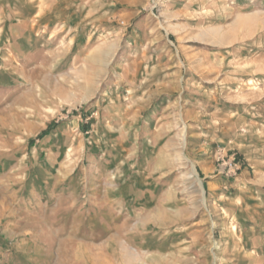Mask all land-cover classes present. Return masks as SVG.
Returning <instances> with one entry per match:
<instances>
[{"label":"rangeland","instance_id":"rangeland-1","mask_svg":"<svg viewBox=\"0 0 264 264\" xmlns=\"http://www.w3.org/2000/svg\"><path fill=\"white\" fill-rule=\"evenodd\" d=\"M1 175L28 264H264V0H0Z\"/></svg>","mask_w":264,"mask_h":264},{"label":"crops","instance_id":"crops-1","mask_svg":"<svg viewBox=\"0 0 264 264\" xmlns=\"http://www.w3.org/2000/svg\"><path fill=\"white\" fill-rule=\"evenodd\" d=\"M0 177H2V178H5V177H3L2 175L0 176ZM1 190H2V188H1ZM22 197H23V199L25 198L24 197V192H22ZM5 198H4V200L3 199H1L0 200V218L2 217V218H5V217H7L6 218V222H5V229H6V231H4V232H2L1 234H0V244L1 243H3L4 241V243H3V247H4V245L6 246V250H9V248H11L13 251H14V249H17V251H19V254H20V256H17L18 257V262H19V264H28L27 263V258L25 257H23L22 258V256H21V252H23L24 253V250H22V244H20L19 246H16V248H14V247H12V245H10V246H8V242H7V240H9L10 239V235H9V231L8 230H10L11 229V227L13 228V225H15V223H16V227H21V228H24V226H21V225H19V221L17 220L16 222L14 221L15 219H13V216L15 215L14 214V212H12V210H10V209H8V207H7V203H6V196H4ZM9 199V198H8ZM25 200V199H24ZM6 215H8V216H6ZM13 215V216H12ZM0 223H2V221H0ZM3 247L1 248V251H0V253H3ZM81 252H83V254H84V257L87 259V260H90V261H92L93 260V258H92V256H91V254L89 253V249H88V247H85V249H81ZM25 253L27 254V251L25 250ZM58 256H60V254H58ZM14 255H12V257L11 258H9V260L10 261H12L13 259H14ZM1 260H2V258H0ZM33 259H34V263L35 264H40V258H39V256H34L33 257ZM4 260V259H3Z\"/></svg>","mask_w":264,"mask_h":264}]
</instances>
